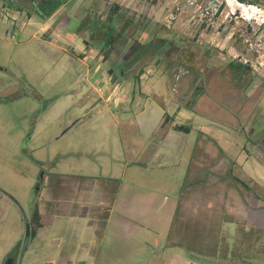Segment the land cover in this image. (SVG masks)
<instances>
[{
  "label": "rangeland",
  "instance_id": "rangeland-1",
  "mask_svg": "<svg viewBox=\"0 0 264 264\" xmlns=\"http://www.w3.org/2000/svg\"><path fill=\"white\" fill-rule=\"evenodd\" d=\"M31 2L0 0V264H264V0ZM197 64L212 112L187 104Z\"/></svg>",
  "mask_w": 264,
  "mask_h": 264
},
{
  "label": "flooded vegetation",
  "instance_id": "flooded-vegetation-1",
  "mask_svg": "<svg viewBox=\"0 0 264 264\" xmlns=\"http://www.w3.org/2000/svg\"><path fill=\"white\" fill-rule=\"evenodd\" d=\"M14 1V0H12ZM32 5L34 7L35 10L39 9V6H40V2H35L32 0ZM94 29V28H93ZM125 34V33H124ZM128 38L131 37V35H133V32H128ZM125 36V35H124ZM124 37L123 35L119 34L117 31H111V30H102V32L99 34V38H98V43L100 45V50H101V53H102V56H103V59L104 61H106V59L108 58H113V55L116 54L115 53V50L118 48L119 44H121L123 41H124ZM122 51V49H121ZM161 53H164V49L161 51ZM169 55L168 52L166 53V58H169ZM128 60V56L125 57L122 61L123 62H126ZM120 63V62H119ZM118 63V64H119ZM198 66L196 67V71H197V74L194 73V76H193V79H194V83H197V85L193 88V91L191 93V98L189 99L188 101V105H190V108H193L195 109L196 107L199 108V110L201 108H205L207 109L208 111L212 112L213 108H214V105L217 104V102L219 101L214 95H216L217 93H219V91H221L222 89V83L224 82L223 80L219 79L216 75V77H212V81H211V90L209 94H207L209 91V84L207 85L208 88H206V86H204V80L201 79V73L200 71V68H199V64H197ZM233 68L237 71H240L243 69V66L240 65V64H235L233 66ZM180 71L182 72V70L180 69ZM214 71V69H213ZM108 73L109 74H112L114 73L113 72V69H108ZM216 74V70L213 72ZM113 75V78H115V75ZM238 77L237 76V80H238ZM241 78V76H240ZM241 81H243V78L240 79ZM239 82V85H236L235 88H239V91H240V87L242 86V82ZM208 83V82H207ZM235 92H230L228 93V97L230 100V107L232 108H229L228 106L226 105H223L222 109L228 111L231 115H233V118L236 120L235 121V126H239L241 124H243V122L241 121V115L242 114V111L241 109L237 112V110L239 108H235L238 104H237V100L235 99V95H234ZM240 95H241V92H240ZM234 97V100H233V97ZM232 97V98H230ZM242 97V95L240 96V98ZM239 98V99H240ZM242 106V104L240 103V107ZM38 179L39 181H42V177L41 176H38ZM37 188V187H36Z\"/></svg>",
  "mask_w": 264,
  "mask_h": 264
},
{
  "label": "crops",
  "instance_id": "crops-1",
  "mask_svg": "<svg viewBox=\"0 0 264 264\" xmlns=\"http://www.w3.org/2000/svg\"><path fill=\"white\" fill-rule=\"evenodd\" d=\"M78 206L77 205H73V208H74L73 210L78 209V211H79V208H80L81 209V213H80L81 216L87 217V218L91 217L90 218L91 220H89V223L92 224L93 226H96V225L100 226V221L98 219H96V218H93V216H92V215H95V212H94V207L95 206L94 205H88V206H86V205H78ZM89 206H91L92 208L89 209ZM96 206L98 207L99 205H96ZM82 211H85V213L82 214ZM127 211L130 212V213L132 212L131 209L130 210L128 209ZM130 213H127V215H125V217H124L125 221L122 222V225H124L126 227H127V225L129 227L130 224L133 227L136 226L135 223L132 222L131 218L129 217ZM109 218H111V217L109 216L106 219L105 222L103 221V223L101 225L106 226L107 225L106 223L108 222ZM94 243H95L94 236L93 235L92 236L91 235L87 236V234H86L85 236H82L81 238H79V240H78V242L76 244V248L73 249V247H72V248H70V250L74 251L73 255L76 256V258L85 259V260L86 259H90L93 256V252H94V249H95ZM61 257L62 258H66V257H63V256H61Z\"/></svg>",
  "mask_w": 264,
  "mask_h": 264
},
{
  "label": "trees",
  "instance_id": "trees-1",
  "mask_svg": "<svg viewBox=\"0 0 264 264\" xmlns=\"http://www.w3.org/2000/svg\"><path fill=\"white\" fill-rule=\"evenodd\" d=\"M66 0H45L40 2V11L38 13L42 17H48L50 16L59 6H61ZM242 3L246 2V0H238ZM11 6L15 7L16 9L19 10L18 5H16L14 2H11ZM113 7L112 10H116L118 8L117 5L112 4L111 8ZM37 11V10H36ZM33 232V231H32ZM27 249V248H26ZM26 251V250H25Z\"/></svg>",
  "mask_w": 264,
  "mask_h": 264
},
{
  "label": "water",
  "instance_id": "water-1",
  "mask_svg": "<svg viewBox=\"0 0 264 264\" xmlns=\"http://www.w3.org/2000/svg\"><path fill=\"white\" fill-rule=\"evenodd\" d=\"M172 128H173V130H175L177 132H181L183 134H188L190 132V127L188 125H184V124L175 123L172 126ZM35 227H36V224L33 223L32 229H34ZM28 241H29V236L26 235L24 242H23V246H22L21 251H20V257L23 256V254L27 248ZM11 261H12V259H7V261L4 264H12Z\"/></svg>",
  "mask_w": 264,
  "mask_h": 264
},
{
  "label": "built area",
  "instance_id": "built-area-1",
  "mask_svg": "<svg viewBox=\"0 0 264 264\" xmlns=\"http://www.w3.org/2000/svg\"><path fill=\"white\" fill-rule=\"evenodd\" d=\"M107 2H109L110 4H118V5H121V6H124V3L126 1L128 2H131V1H151V0H106Z\"/></svg>",
  "mask_w": 264,
  "mask_h": 264
},
{
  "label": "bare ground",
  "instance_id": "bare-ground-1",
  "mask_svg": "<svg viewBox=\"0 0 264 264\" xmlns=\"http://www.w3.org/2000/svg\"><path fill=\"white\" fill-rule=\"evenodd\" d=\"M247 7V6H246Z\"/></svg>",
  "mask_w": 264,
  "mask_h": 264
}]
</instances>
